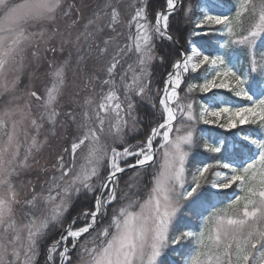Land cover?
Instances as JSON below:
<instances>
[{
	"label": "snow or ice",
	"instance_id": "snow-or-ice-1",
	"mask_svg": "<svg viewBox=\"0 0 264 264\" xmlns=\"http://www.w3.org/2000/svg\"><path fill=\"white\" fill-rule=\"evenodd\" d=\"M175 246L264 264V0H0V264Z\"/></svg>",
	"mask_w": 264,
	"mask_h": 264
},
{
	"label": "rangeland",
	"instance_id": "rangeland-1",
	"mask_svg": "<svg viewBox=\"0 0 264 264\" xmlns=\"http://www.w3.org/2000/svg\"><path fill=\"white\" fill-rule=\"evenodd\" d=\"M41 55L43 56V53H41ZM65 56L67 55V53L64 54ZM43 67L44 65L42 64L41 65V72L37 73V76H39L40 78L37 79V80H34V84L37 88H42L43 87V84L45 82V77L43 76ZM69 77L70 79L72 78V73L70 72L69 73ZM28 83V78L27 76L24 77V80H23V84H27ZM62 146H67L66 142L63 143L62 145V142H52V147L50 148H46L41 154L40 156L38 157L39 159V164L36 165L37 169H39L40 167L42 166H51V163L53 162L54 160V157H55V154L59 151H61V147ZM227 202V201H226ZM225 202V203H226ZM218 206H223V204H220ZM207 213H205L206 215ZM192 226H195V224H192ZM176 247V246H175ZM180 247V246H178ZM173 250V249H172ZM176 250V249H175ZM162 258V257H161Z\"/></svg>",
	"mask_w": 264,
	"mask_h": 264
},
{
	"label": "trees",
	"instance_id": "trees-1",
	"mask_svg": "<svg viewBox=\"0 0 264 264\" xmlns=\"http://www.w3.org/2000/svg\"><path fill=\"white\" fill-rule=\"evenodd\" d=\"M159 2H162V0H159ZM181 43H183V40H181ZM162 71H163L162 69L157 68L158 74H160ZM144 110L146 111V109H144ZM219 131L223 132L224 130H219ZM226 201H227V199L225 198L224 203ZM186 211H189V215L185 217V222L190 223L191 226H192V224H195V226H193V227L198 226L200 223V219L199 218H193L190 214V210L186 209ZM175 249L176 250H172V248H170L166 251V253L164 254V256L161 259L163 261V264H182V256H181V254H179L180 247L176 246Z\"/></svg>",
	"mask_w": 264,
	"mask_h": 264
}]
</instances>
